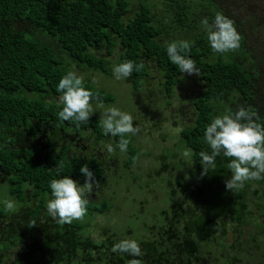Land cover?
Instances as JSON below:
<instances>
[{
	"label": "trees",
	"instance_id": "16d2710c",
	"mask_svg": "<svg viewBox=\"0 0 264 264\" xmlns=\"http://www.w3.org/2000/svg\"><path fill=\"white\" fill-rule=\"evenodd\" d=\"M134 1L0 0V184L8 185V196L16 204L15 212L5 209L4 214L0 213V264L91 263L89 253L97 245L84 230L90 226V216L107 213L108 203L89 201L84 221L60 225L46 209L52 199L50 181L69 176L83 184L87 177L80 169L87 164L94 181L105 187L101 160L81 155L79 149L72 151V147L90 138L96 143L110 141L118 149L119 137L104 135L95 114L79 128L73 122L61 121L58 113L62 105L55 100L61 95L57 92L60 79L68 71H75L86 75L85 86L99 94L104 107L115 103V96L98 87L88 74L111 77L108 58L117 47V64L133 61L143 65L139 72L124 79L132 96L149 91L147 83L153 78L151 89L158 90L168 101L189 76L201 84L188 101L193 117L180 129L174 144L181 142L190 151L189 173L194 179L185 183L182 176H170L165 182L183 192L182 200L166 192L168 204L191 202L194 210L176 213L174 224L183 225L179 219L188 216L200 222L197 216L204 215L197 210L220 218L231 217L232 221L250 218L246 195L250 184L256 185L258 180L247 182L236 193L227 190L225 182L232 175L227 169L229 158L221 154L215 169L201 176L199 153L211 154L204 138L206 127L226 110L236 112L240 107H251L259 114L258 122L264 124V12H253L249 0H168L161 14H155L147 1ZM217 12L232 19L242 36L237 52L213 53L206 32L198 31L197 22L208 18L211 23ZM190 32L195 35L191 37ZM175 40L195 42L188 58L195 61L200 74L181 73L170 62L164 45ZM125 111H131L129 106ZM126 138L131 142L125 151V163L132 165L138 159L135 136ZM169 156L173 160L177 157ZM167 159L160 156L165 167L159 169V174L168 172L164 162ZM61 163L63 167L57 168ZM176 207L180 211V205ZM158 215L162 219L164 213ZM255 219L264 222V216ZM33 221L35 226H31ZM159 225L160 219L146 224L150 230L148 226ZM185 231L206 238L205 231L197 232L193 224L187 223ZM80 250L86 255L80 256ZM230 261L234 262V258Z\"/></svg>",
	"mask_w": 264,
	"mask_h": 264
},
{
	"label": "rangeland",
	"instance_id": "374dc122",
	"mask_svg": "<svg viewBox=\"0 0 264 264\" xmlns=\"http://www.w3.org/2000/svg\"><path fill=\"white\" fill-rule=\"evenodd\" d=\"M138 1L141 0L134 2L137 3ZM145 1L153 6L152 11L155 14H161L163 5L168 0ZM249 3L253 12H264V0H249ZM197 27L198 31L203 30L201 21L197 22ZM190 34L191 37L195 35L193 32ZM164 39H166L165 36ZM118 57L119 48L117 47L108 58L112 72L111 77H104L99 73H89L88 77L98 87L115 96L116 102L105 108L115 106L125 111V108L129 106L131 109L128 113L133 116L134 125H138L141 129L137 135H134L135 140L133 142L137 148L138 159L132 165H128L125 163L128 158L125 151L122 152L118 148L115 149L114 153H108L102 143H96L90 138L80 141L72 147V151L79 149L81 155L97 156L103 163L105 170V187L95 188L92 193L95 195L89 197V201L105 200L108 203L106 214H94L88 218L90 226L84 231L91 233L94 238L95 235L102 234L106 229L108 232L114 231L124 236L128 229L139 234V231H142L143 223L151 225L155 223L156 219H160L158 214L162 209H165L163 202L168 204L169 196L167 193L180 197V200L183 199L181 188L178 186L169 187L165 184L166 181H169V177L182 176L181 178L185 183L194 179L189 173L192 168V161L188 156L185 157L181 153L187 149L182 146L181 142L179 145L174 144L177 143L180 129L189 124V120L193 117L188 101L201 84L189 76L183 86L174 90L168 101L164 95L158 94V90L151 89L155 83V78H153L149 79L147 83L149 91L141 92L138 96H132L125 80H117L115 77L113 66L117 65ZM81 76L85 78L86 75L81 74ZM153 92L157 95L152 94ZM55 101L60 103L59 99ZM93 106L95 108L96 104ZM102 111L103 109L97 108L94 114L100 118ZM109 143L111 142H103L104 145ZM170 154H175L177 157L173 160L170 158ZM160 156L168 158L164 160L168 167V172L164 174H159L161 172L159 169L165 167L162 165L163 161L160 160ZM175 183L176 181H174L173 186ZM246 197L249 200L247 210H250L256 217L264 216V180H258L256 185L251 183L249 194ZM6 199L11 200L8 196V185L3 183L0 184V213L3 214L5 208L2 205ZM248 230L250 229L241 228L243 246L245 247V243L248 241L244 238H248ZM227 231L226 241L228 242V249H230L234 244L232 225L227 228ZM249 235L254 236V232L250 231ZM261 242L264 243V238L261 239ZM16 251L19 253L20 249L16 248ZM226 259L225 264L234 263L230 261L231 257H226ZM256 264H264V258L261 263L256 262Z\"/></svg>",
	"mask_w": 264,
	"mask_h": 264
},
{
	"label": "clouds",
	"instance_id": "9594fccd",
	"mask_svg": "<svg viewBox=\"0 0 264 264\" xmlns=\"http://www.w3.org/2000/svg\"><path fill=\"white\" fill-rule=\"evenodd\" d=\"M203 30L207 34L213 53L226 55L237 52L241 47L242 36L238 32L235 22L223 13L217 12L210 23L208 18L201 21ZM194 41L175 40L166 41L165 48L169 60L176 65L181 73L200 74L193 59L188 58L194 46ZM143 65H135L133 61H125L113 66L117 80L130 78L134 71L139 72ZM57 92L62 110L58 116L61 121H70L79 128L87 124L96 109H103L100 125L104 135L119 137L120 151L127 150L130 139L126 137L137 135L141 129L134 125V118L126 111L112 106L105 108L98 93H94L85 86L83 76L75 71H68L59 81ZM96 106H93V100ZM259 114L251 107H240L238 111L230 109L222 115L216 116L206 127L204 138L210 146L211 154L207 151L199 153L203 165L201 176L206 175L216 167V158H229L227 169L231 170V178L226 180L227 190L234 193L243 190L249 181L264 180V124L259 123ZM108 153H114L111 143L104 145ZM186 150L183 155L189 156ZM58 164L57 168H62ZM87 177L81 186L77 181L64 176L50 181L52 199L47 202L46 209L49 216L60 225L72 224L74 221H84L88 215L89 197L99 181H94V173L87 164L80 169ZM3 206L8 212H15L16 205L12 200H4ZM33 221L31 226H35ZM111 251L124 253L131 257L142 256L140 244L135 239H123L116 243ZM128 264H143L140 259H130Z\"/></svg>",
	"mask_w": 264,
	"mask_h": 264
},
{
	"label": "flooded vegetation",
	"instance_id": "af4514ba",
	"mask_svg": "<svg viewBox=\"0 0 264 264\" xmlns=\"http://www.w3.org/2000/svg\"><path fill=\"white\" fill-rule=\"evenodd\" d=\"M95 194H92L93 197ZM174 201L171 204H163L165 209L162 219L160 218L159 226H148L142 224V231L135 234L131 229L126 231V235H119L114 231L95 235L91 233L89 236L94 240L97 248L93 249L90 264H128L130 259H140L143 264H225L226 257L234 258L235 264H256L261 263L264 258V222L257 221L255 214L248 212L250 218L232 221V218H220L212 215H206L203 210H197L200 222L193 216L183 217L179 220L183 225L174 224L176 213L187 214L194 210L191 202ZM177 205H180L177 210ZM182 209V210H181ZM182 219V220H181ZM183 221V222H182ZM259 222V223H258ZM187 223L193 224L194 228L204 230L206 238L200 237L197 233L185 231ZM257 224L259 225L257 227ZM232 225L234 234L233 245L228 249L227 228ZM146 228V230H144ZM241 228H248V238L245 246H243V237ZM224 230V231H220ZM253 231L254 236L249 235ZM91 234V235H90ZM209 234V237H208ZM123 239H135L140 244L143 255L139 257H131L124 253H113L112 247ZM202 240V241H201ZM80 256H85L82 250Z\"/></svg>",
	"mask_w": 264,
	"mask_h": 264
}]
</instances>
